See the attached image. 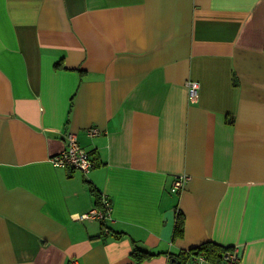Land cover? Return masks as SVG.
<instances>
[{"label":"crops","instance_id":"obj_1","mask_svg":"<svg viewBox=\"0 0 264 264\" xmlns=\"http://www.w3.org/2000/svg\"><path fill=\"white\" fill-rule=\"evenodd\" d=\"M69 132L87 175L50 161ZM204 243L264 264V0H0V264Z\"/></svg>","mask_w":264,"mask_h":264},{"label":"built area","instance_id":"obj_2","mask_svg":"<svg viewBox=\"0 0 264 264\" xmlns=\"http://www.w3.org/2000/svg\"><path fill=\"white\" fill-rule=\"evenodd\" d=\"M185 86L188 92V99L194 102L199 96V84L194 80H187ZM99 131L96 128H89L87 135L93 137L97 135ZM66 147L59 154L53 156L50 161L55 167H70L87 175L91 172L93 167V161L89 153L80 146L77 136L73 132H69L65 135ZM187 177L177 176L174 178L171 191L176 192L181 189L186 181ZM111 205L110 201L102 196V208H92L91 210L77 215L76 220L96 221L105 226L107 221L111 218ZM107 233L108 229L104 228ZM69 264H79L76 259H71ZM191 264H213L208 260L204 254L196 255ZM221 264H240V255L236 248H225V251L221 253Z\"/></svg>","mask_w":264,"mask_h":264},{"label":"trees","instance_id":"obj_3","mask_svg":"<svg viewBox=\"0 0 264 264\" xmlns=\"http://www.w3.org/2000/svg\"><path fill=\"white\" fill-rule=\"evenodd\" d=\"M93 161V160H92ZM101 205L96 208H102V197H100ZM183 234L182 219L180 213L176 214V223L174 227V237H181ZM225 251V248H221L213 243H204L195 248L183 250L179 253L177 264H191L192 259L198 254H204L210 262L213 264H221V253ZM153 254L147 250L134 246L131 251V256L135 259L136 264H141L144 260L149 259Z\"/></svg>","mask_w":264,"mask_h":264},{"label":"water","instance_id":"obj_4","mask_svg":"<svg viewBox=\"0 0 264 264\" xmlns=\"http://www.w3.org/2000/svg\"><path fill=\"white\" fill-rule=\"evenodd\" d=\"M171 264H177V261L175 259H172Z\"/></svg>","mask_w":264,"mask_h":264}]
</instances>
